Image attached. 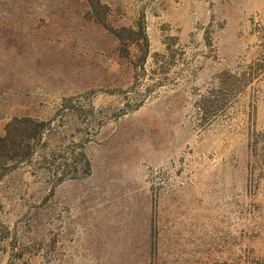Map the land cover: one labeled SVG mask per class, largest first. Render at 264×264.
<instances>
[{
  "label": "rangeland",
  "instance_id": "rangeland-1",
  "mask_svg": "<svg viewBox=\"0 0 264 264\" xmlns=\"http://www.w3.org/2000/svg\"><path fill=\"white\" fill-rule=\"evenodd\" d=\"M0 264H264V0H0Z\"/></svg>",
  "mask_w": 264,
  "mask_h": 264
},
{
  "label": "trees",
  "instance_id": "trees-1",
  "mask_svg": "<svg viewBox=\"0 0 264 264\" xmlns=\"http://www.w3.org/2000/svg\"><path fill=\"white\" fill-rule=\"evenodd\" d=\"M12 132H10V130L8 131V134L1 139L0 141V147L1 148H7L9 146L8 142H10V138H11Z\"/></svg>",
  "mask_w": 264,
  "mask_h": 264
}]
</instances>
